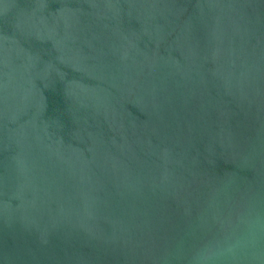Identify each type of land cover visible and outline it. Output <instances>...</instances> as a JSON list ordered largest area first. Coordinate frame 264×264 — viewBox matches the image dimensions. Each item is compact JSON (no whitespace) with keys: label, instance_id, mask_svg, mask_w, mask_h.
<instances>
[{"label":"water","instance_id":"obj_1","mask_svg":"<svg viewBox=\"0 0 264 264\" xmlns=\"http://www.w3.org/2000/svg\"><path fill=\"white\" fill-rule=\"evenodd\" d=\"M0 264H264V0H0Z\"/></svg>","mask_w":264,"mask_h":264}]
</instances>
